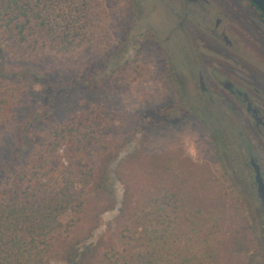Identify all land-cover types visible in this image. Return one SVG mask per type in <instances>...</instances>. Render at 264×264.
Instances as JSON below:
<instances>
[{
	"label": "rangeland",
	"instance_id": "374dc122",
	"mask_svg": "<svg viewBox=\"0 0 264 264\" xmlns=\"http://www.w3.org/2000/svg\"><path fill=\"white\" fill-rule=\"evenodd\" d=\"M86 2L93 12L91 50L76 58L5 62L16 102L13 119L0 130V161L27 134L38 142L71 115L98 111L110 127L92 154L82 210L61 217L71 224L68 242L93 243L95 264L122 229L156 206L160 221L174 217L193 243L202 234L201 247L215 252L211 264H264V213L247 157L249 148L264 173V142L244 116L208 107L194 68L203 61L202 47L222 48V33L264 61L260 13L247 0L188 7L170 0ZM77 7L85 13L84 3ZM46 74L77 86L52 104L42 85ZM50 256L51 264H61L56 251Z\"/></svg>",
	"mask_w": 264,
	"mask_h": 264
},
{
	"label": "trees",
	"instance_id": "16d2710c",
	"mask_svg": "<svg viewBox=\"0 0 264 264\" xmlns=\"http://www.w3.org/2000/svg\"><path fill=\"white\" fill-rule=\"evenodd\" d=\"M80 2L85 13L78 10ZM85 2L0 0V130L13 119L16 102L8 92L12 74L5 62L76 58L91 50L93 12ZM42 85L53 104L71 93L77 81L46 74ZM109 127L100 112L81 111L55 124L38 142L27 134L0 161V264H51L54 251L61 264H92L94 244L68 242L71 224H63L61 217L82 210L93 177L92 154ZM158 210L155 206L149 213L153 218L139 217L138 225L122 229L95 264L214 263L215 252L201 247L199 231L193 243L187 232L176 229L174 217L160 221ZM249 264L259 263L252 259Z\"/></svg>",
	"mask_w": 264,
	"mask_h": 264
},
{
	"label": "flooded vegetation",
	"instance_id": "af4514ba",
	"mask_svg": "<svg viewBox=\"0 0 264 264\" xmlns=\"http://www.w3.org/2000/svg\"><path fill=\"white\" fill-rule=\"evenodd\" d=\"M170 1H177L182 4L183 7L204 5L206 3V0ZM230 29H232L236 35L241 33V31H237L235 27ZM218 39L219 41H223L220 42L222 48H218L217 46H213V49L202 47L200 52L202 53L203 61L195 64L194 67L195 72H197L198 88L200 89L201 95L205 99L208 107H213L218 111L224 109L227 113L232 112L237 115L239 113L240 117L244 116L245 122L251 124V129L256 133L258 140L263 143L264 61L256 60L255 58L251 59V55H248L246 51L240 49V46L236 44L235 41L232 40L230 42L224 37L223 33ZM219 41L216 40V42ZM254 45L256 44L254 43ZM235 50H240L241 54L244 55H237ZM226 52H230L232 55ZM236 55L238 60L236 59ZM245 55L248 56L247 59ZM252 61L255 62L253 63ZM211 118L218 119L220 122L222 121L218 115L212 114L210 115V119ZM229 128L232 131L231 125H229ZM238 139L243 144L247 145L242 137ZM247 157L248 165L253 174L254 171L250 161L253 160V162L259 166L260 174L264 182L263 166L250 152L249 148H247ZM254 185L256 188L255 181ZM262 208L264 213V207Z\"/></svg>",
	"mask_w": 264,
	"mask_h": 264
},
{
	"label": "water",
	"instance_id": "95a60500",
	"mask_svg": "<svg viewBox=\"0 0 264 264\" xmlns=\"http://www.w3.org/2000/svg\"><path fill=\"white\" fill-rule=\"evenodd\" d=\"M252 6H254L260 14L264 17V0H247ZM250 164L254 171V181L256 184V192L262 207H264V182L260 174V168L257 164L250 161Z\"/></svg>",
	"mask_w": 264,
	"mask_h": 264
}]
</instances>
